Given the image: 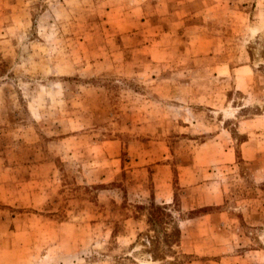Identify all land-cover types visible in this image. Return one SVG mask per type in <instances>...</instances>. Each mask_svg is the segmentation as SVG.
Here are the masks:
<instances>
[{"label":"rangeland","instance_id":"rangeland-1","mask_svg":"<svg viewBox=\"0 0 264 264\" xmlns=\"http://www.w3.org/2000/svg\"><path fill=\"white\" fill-rule=\"evenodd\" d=\"M264 264V0H0V264Z\"/></svg>","mask_w":264,"mask_h":264},{"label":"bare ground","instance_id":"bare-ground-1","mask_svg":"<svg viewBox=\"0 0 264 264\" xmlns=\"http://www.w3.org/2000/svg\"><path fill=\"white\" fill-rule=\"evenodd\" d=\"M147 264H151L150 262H147Z\"/></svg>","mask_w":264,"mask_h":264}]
</instances>
